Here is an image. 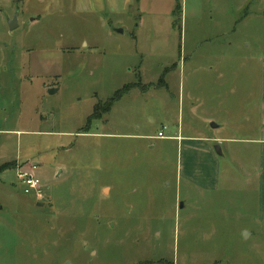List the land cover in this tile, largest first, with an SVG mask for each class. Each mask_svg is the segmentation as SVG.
<instances>
[{
	"label": "rangeland",
	"instance_id": "374dc122",
	"mask_svg": "<svg viewBox=\"0 0 264 264\" xmlns=\"http://www.w3.org/2000/svg\"><path fill=\"white\" fill-rule=\"evenodd\" d=\"M174 2L140 1L137 43L135 23L118 33L71 0H25L21 18H40L13 30L1 14L17 10L1 11L0 130L16 132H0V166L11 163L0 171V264H258L253 144H219L213 190L189 184L185 151L155 136L165 126L242 139L245 123L251 137L264 0H180L179 27ZM211 121L222 126L210 133ZM83 129L92 134H70ZM26 153L44 161L38 194L18 177L14 157Z\"/></svg>",
	"mask_w": 264,
	"mask_h": 264
},
{
	"label": "crops",
	"instance_id": "0c3cea01",
	"mask_svg": "<svg viewBox=\"0 0 264 264\" xmlns=\"http://www.w3.org/2000/svg\"><path fill=\"white\" fill-rule=\"evenodd\" d=\"M141 0H71L72 7L75 11H78L80 13H87V14H95L101 17L103 24H111L113 28H120L122 29V32H118L123 34L124 30H129L131 27V23H135L136 31L130 33V36L135 40V42H139L142 38V36L139 34V28L142 27L144 24V20L142 18L140 8L138 4ZM172 10V25H174V16ZM7 8H13L12 11H18L17 15V26L14 28L21 27L22 25H26V22L28 24H31L33 22H37V20L40 18L39 12H34L30 15H27L26 18H21L20 14H22V11L25 9V0H0V14L3 9ZM182 6H181V17H182ZM3 19L6 20L11 18L12 16L4 15V11H2ZM135 19V20H134ZM138 20V21H136ZM26 21V22H25ZM181 22V19H180ZM1 44V43H0ZM82 44L84 47H87V42H85L82 39ZM93 47V46H92ZM20 50H24L22 47H19ZM94 48L97 49V46L94 45ZM29 50V49H27ZM63 51L69 50V51H78V47L75 46H65L62 47ZM181 53V50H180ZM24 54V53H23ZM259 60V67L258 62H256L255 65V100H254V124L251 128V132L249 133L251 137L248 136L246 125L242 124L240 125V130L245 131V134H243L242 139L237 138H224L214 136L210 137L206 134H189L188 136L182 135V128H178L175 131H173L168 136L164 135V137H157L155 138H168L176 140L177 146L180 147V154L182 151H185L187 154V159L185 161L184 173H185V180L190 184V182L195 181L197 187L199 188H206V189H217L219 184V177H220V166L221 162H219L218 158L222 156L223 152L220 148L219 144L222 143H228L237 141L241 143H250L253 144V149L251 150L252 153H254V164L253 167L250 168L247 166L246 170L250 168L252 170V173L254 175V185H255V191H256V200L258 204V264H264V55H260L258 57ZM179 61V60H178ZM139 66V65H138ZM213 67H210L212 69ZM258 68H259V87H258ZM139 70L142 74L144 68L143 66H139ZM144 79V78H143ZM168 83L170 84V81L167 80L166 86L168 87ZM170 91L171 86L169 87ZM245 121L248 122L251 121L250 117L244 116ZM210 123V133L213 128L221 127L222 125H216L212 121ZM225 125V122H224ZM250 126V125H249ZM248 127V125H247ZM6 132V133H15V129H7V130H0V132ZM70 133V132H69ZM92 134L91 132L83 129V130H76L74 132H71V135H75L76 137H79L82 134ZM253 133V134H252ZM219 146L220 148V154H218L215 150V147ZM66 149H69L66 147ZM248 152V151H246ZM242 158L245 160L246 164L249 162L248 156H242ZM15 160L19 161L18 166L25 168L24 170L30 173H33L37 176V168L40 165L44 164V161L40 160V158H35L34 155L32 156L30 153H26L25 157L23 156H15ZM24 164V165H21ZM181 162L179 164V170L182 172ZM239 167L246 166L244 162L238 163ZM68 166L63 163V161L58 162L54 166L53 171V177L57 175L59 171H67ZM227 175V173L225 172ZM247 176V175H246ZM66 177V176H65ZM227 178V177H226ZM45 182V179H43ZM46 183V182H45ZM194 183V182H193ZM102 192V189H101ZM100 197L102 198V193H100ZM186 202V200H185ZM180 206H182V203H180ZM183 206L184 202H183ZM249 231V229H246V227H241L240 232H246L247 235H250L252 231ZM247 235L244 239H246ZM164 259V258H163ZM169 261V260H167ZM199 262L202 261V259L198 260ZM211 261L207 262L208 264L211 263ZM214 262V261H213ZM169 264H172V262L169 261Z\"/></svg>",
	"mask_w": 264,
	"mask_h": 264
},
{
	"label": "built area",
	"instance_id": "2783aa9c",
	"mask_svg": "<svg viewBox=\"0 0 264 264\" xmlns=\"http://www.w3.org/2000/svg\"><path fill=\"white\" fill-rule=\"evenodd\" d=\"M165 128L166 127L163 126V128L157 132V137H164ZM18 177L22 185L23 193L25 194L39 193L42 183H41V179L37 175L27 171H23V172H19Z\"/></svg>",
	"mask_w": 264,
	"mask_h": 264
},
{
	"label": "trees",
	"instance_id": "16d2710c",
	"mask_svg": "<svg viewBox=\"0 0 264 264\" xmlns=\"http://www.w3.org/2000/svg\"><path fill=\"white\" fill-rule=\"evenodd\" d=\"M173 16H174V25H178V27H179L180 26V19H181V3H180V0H176L175 8H174V11H173ZM126 89H127V87H123L122 89L117 90L116 93L125 92ZM111 100H113L112 97L107 99V103H110ZM10 165H11L10 162H7V163L1 165L0 166V171L9 168Z\"/></svg>",
	"mask_w": 264,
	"mask_h": 264
},
{
	"label": "water",
	"instance_id": "95a60500",
	"mask_svg": "<svg viewBox=\"0 0 264 264\" xmlns=\"http://www.w3.org/2000/svg\"><path fill=\"white\" fill-rule=\"evenodd\" d=\"M17 14L18 12L16 11L11 18L7 19V25H8L9 30H13L17 26ZM114 30L117 32H122V29L120 28H115ZM215 150L218 154H220L219 146L216 145ZM244 234L245 236L247 235L246 232Z\"/></svg>",
	"mask_w": 264,
	"mask_h": 264
}]
</instances>
